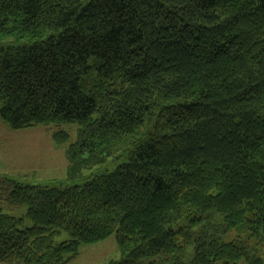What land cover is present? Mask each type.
<instances>
[{"label":"trees","instance_id":"16d2710c","mask_svg":"<svg viewBox=\"0 0 264 264\" xmlns=\"http://www.w3.org/2000/svg\"><path fill=\"white\" fill-rule=\"evenodd\" d=\"M0 121L78 127L64 183L0 176V264H264V0H0Z\"/></svg>","mask_w":264,"mask_h":264},{"label":"rangeland","instance_id":"374dc122","mask_svg":"<svg viewBox=\"0 0 264 264\" xmlns=\"http://www.w3.org/2000/svg\"><path fill=\"white\" fill-rule=\"evenodd\" d=\"M57 129L37 127L21 131H11L0 121V176H8L19 183L27 185H53L67 180V160L65 148L76 141L78 127L74 124L62 126V130L69 135V141L63 146H56L52 134ZM109 171L116 168V162L110 160L103 167ZM104 170H101L102 172ZM95 173V169L83 173L88 177ZM5 214L15 219H24L27 208L16 211L4 210ZM30 227L25 221L24 228ZM235 232L223 237L226 243L235 240ZM69 240L66 233L55 238L59 244ZM114 236L93 244L81 246L77 257L69 264H109L119 261Z\"/></svg>","mask_w":264,"mask_h":264}]
</instances>
